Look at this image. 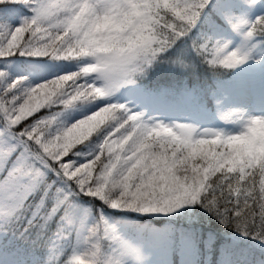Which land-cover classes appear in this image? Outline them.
I'll return each mask as SVG.
<instances>
[{
  "label": "snow or ice",
  "instance_id": "1",
  "mask_svg": "<svg viewBox=\"0 0 264 264\" xmlns=\"http://www.w3.org/2000/svg\"><path fill=\"white\" fill-rule=\"evenodd\" d=\"M192 53L217 79L264 64V0H0V264H143L106 209L199 205L264 245V114L234 109L221 118L235 132L201 130L118 98L157 64L189 68ZM20 58L77 68L33 84L13 75ZM82 196L101 205L91 225ZM18 237L27 256L10 255Z\"/></svg>",
  "mask_w": 264,
  "mask_h": 264
},
{
  "label": "trees",
  "instance_id": "2",
  "mask_svg": "<svg viewBox=\"0 0 264 264\" xmlns=\"http://www.w3.org/2000/svg\"><path fill=\"white\" fill-rule=\"evenodd\" d=\"M236 40L237 37L235 43ZM189 60L191 66L187 69L167 63L157 64L149 75L136 85L147 93L149 99L153 96L152 102L148 101L149 109H157L154 105L159 103L157 106L161 109L157 110L168 108L165 113L161 111L162 115L169 114L179 118L182 124H191L199 129L232 130L234 126L227 125L222 120L223 112L227 113L234 109L243 111V106L254 100L251 98L258 99V103L264 105V95H249L251 97L239 101L238 105L232 104L234 98L238 96L237 99H241L240 94L247 93L250 86H259L264 91V64H259L261 69L259 80L253 81L249 87L245 85L233 89L235 70L225 72L217 79L195 53L191 54ZM19 74L22 75L20 72L15 75ZM43 76L38 75L37 79ZM213 92L216 93L215 97L212 95ZM217 100L226 106L224 111L217 104ZM42 110L35 115L42 114L45 111ZM82 148L86 150L85 146ZM80 200L86 217L94 222L101 205L92 198L81 197ZM105 215L112 225L129 226L130 228H127L122 235L126 237V242L138 243L142 253L153 252L162 264H193L190 263L191 260L194 264H213L212 260L208 262L207 259L209 257L213 259L215 256L219 259L224 252H227L225 259L227 264H243L248 254H251L257 264L260 259H264V245L221 224L199 205L192 206L171 218L160 220L138 218L131 213H117L109 209L105 210ZM134 229L141 232H135ZM180 234L184 237H180ZM17 239L19 246L10 255H15L18 251L27 256L31 251L30 243L27 239L19 237ZM51 247L49 255H51ZM186 249L191 252L188 253ZM223 249L226 251H222Z\"/></svg>",
  "mask_w": 264,
  "mask_h": 264
},
{
  "label": "rangeland",
  "instance_id": "3",
  "mask_svg": "<svg viewBox=\"0 0 264 264\" xmlns=\"http://www.w3.org/2000/svg\"><path fill=\"white\" fill-rule=\"evenodd\" d=\"M28 15L30 16L31 13H28ZM19 23H20V21L17 20L16 24L19 25ZM237 38H238V40H236L235 44L238 46L239 43L241 42V38L239 36H237ZM20 59L12 62L11 68H12L13 75L15 76V74L20 72V73H22L23 76L29 77L30 81L33 84L42 82L45 79H51L53 76L63 74L66 71H75L77 68V65L74 63H64V62L55 63V62H51V61L30 62V61H26L25 59L21 61ZM16 70H19V72H16ZM260 72H261V69L259 67V64H256L255 61H250L249 63L243 65L241 68H238L235 70L232 88L235 89L237 87H242L245 85H247L249 87L252 84V82H253L252 80L254 79V77H258ZM38 74H42L44 76L40 79H33L34 76H36ZM249 88L247 89V91L249 90ZM133 89H140V88H138L136 85H134V86H129L128 89H123L121 91V93L118 95L120 102L128 104L132 109H134L138 112L147 113L145 106L147 107L148 101L152 102L151 99H153V96L151 97V99H149L147 93L143 92L144 93L143 100H137L136 97L131 94V90H133ZM227 91H230V90H227ZM249 91H250V93H255L258 95H261L263 93L261 90H259V88L255 87V86L251 87ZM250 93H249V95H250ZM247 94H248V92L240 94L241 99H237V97H238L237 96L236 98H234V101L232 102V104L238 105L239 101L245 100L246 97L249 96ZM251 95H254V94H251ZM154 103H156V100ZM157 105H154V108H157V109L160 108ZM219 105H220V108H222L224 111L226 106L223 103H220ZM157 109H154L152 112L147 113L150 118L155 117L156 119H158V120H160V121H162L168 125L181 124L182 120H179V118H176V117L171 116L169 114H165V115L161 114V111L163 113H165V111L168 110V108H166L165 110H157ZM242 109H243V112L247 113L248 115L264 114V111L262 112V107L260 106V104L258 102H255V104H251L248 106H243ZM87 111L88 110L76 111V112L70 113L69 117L66 120V123L69 125L74 123L83 114H86ZM224 113L225 112H223V114ZM201 130H203V129H201ZM228 131L235 132L236 128L234 127V128H232V130H228ZM77 147H79V145H77ZM85 147H86V150L83 148L81 150L84 151L85 154H87L89 151H91V148L88 146H85ZM82 197H86V196H82ZM87 198H90V197H87ZM190 207H192V206H186L185 208L180 209L175 213H170L167 215H165L163 213H143V212H136V211H121V210H114V209H109V210L117 212V213H120V212L131 213V214H134L138 218L147 217V218H152L155 220H160V219L171 218V217H173V216H175V215H177V214H179L185 210H188ZM88 223H89V225H91V223H93V221L91 222L88 220ZM113 226L116 228V235L121 240L126 242V237H123L122 235H123V233H125L127 231V228H130V227L125 226V225L124 226L123 225H121V226L120 225H113ZM133 231L139 232V233L141 232V230H136V229H134ZM180 237H184V236L182 234H180ZM127 243L131 244L134 247L139 248L138 243H134V242H127ZM186 250L188 253L191 252L189 249H186ZM222 251H226V250L223 249ZM142 255L144 257L143 264H161L162 263V261L159 260V258L157 256L155 258V254L153 252L149 251L147 253H142ZM197 262H199V261L197 260ZM190 263L194 264V262L192 260L190 261ZM221 264H225V263L222 261Z\"/></svg>",
  "mask_w": 264,
  "mask_h": 264
}]
</instances>
